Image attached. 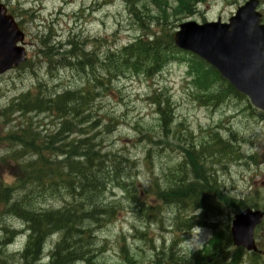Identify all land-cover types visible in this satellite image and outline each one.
<instances>
[{"label": "rangeland", "instance_id": "obj_1", "mask_svg": "<svg viewBox=\"0 0 264 264\" xmlns=\"http://www.w3.org/2000/svg\"><path fill=\"white\" fill-rule=\"evenodd\" d=\"M103 1L13 0L12 4L17 11L18 18L22 12L21 22L28 34L29 70H25L26 68L15 69L0 75V109L21 92L32 89L36 85L37 78L44 83L40 84L39 90L43 96L53 95L64 89H74L81 85L82 75L80 73L71 72L65 67L58 69L57 64L49 70L43 60L37 59L38 36L45 35L49 28L54 31L55 37L51 35L53 43L59 42L58 40L65 41L70 35L73 37L78 35L80 39L86 38V45L79 47L83 48L85 52L95 50L99 59L103 58L109 48H120L142 32L133 23L122 0H111V2L107 0L106 3ZM245 1L207 0L205 4L198 7L199 13L182 17L178 21L171 19V23L177 27L180 22L185 20L203 22L204 20H216L218 17L222 21H226ZM260 3L259 10L264 14V0ZM145 6L148 11L142 5L141 11L148 13L154 10L149 4L145 3ZM152 26L151 28L155 30V23H152ZM176 27H171L172 31ZM96 39L99 41L96 42ZM118 68L114 67L118 73L125 70V67L121 71ZM94 70L104 74L102 68L94 67ZM185 72V64L177 62L170 63L151 77H146L141 72L134 70L133 72L124 71L122 74L114 75L109 80L111 84L108 83L106 87L99 89L100 97L97 100V105L100 106V114L107 118H115L118 125L109 135L95 136L92 141L100 144L102 153L110 151L114 155H124L129 158L127 171L134 175L132 179L137 178L135 183L140 190L149 188L151 176H156L162 187L166 186L168 180L171 179L175 166L182 159V153L173 143V135L180 140L188 136L193 142L198 143L202 140L200 135L202 131L217 130L223 139L228 138L234 144L235 153L240 151L243 156L256 154L255 152L262 154L264 148L263 112L251 105L249 107L245 98L225 101L226 103L222 106L214 108L201 106L202 102L195 99V91ZM216 84H220V82ZM155 88H157L156 92L164 91L174 106V121L167 135H164L159 128L157 115L153 111L154 107L148 101V96ZM164 92H161L160 97ZM29 114V118L23 119H30L37 126L43 136L42 141L44 137L47 138L56 132L57 121L53 119L50 112H31ZM19 116L14 113L9 118L11 119L9 124L14 125L24 121ZM9 119L0 117V134L7 130L8 127L4 129L3 127ZM177 127L180 128L179 131H176ZM98 131L99 128L94 129L89 132V135L93 136ZM146 133L150 138L144 137ZM77 134L79 136V133ZM205 138L208 139V137ZM148 139L152 141L151 144L147 142ZM148 148H151L152 151V165L145 159ZM11 151L12 148H7L0 141V154ZM25 160L16 162L8 160L0 163V176L5 183L13 184L16 182V177H22L21 174L24 172L20 170L18 163ZM207 162L210 170L216 173L218 181L228 192L246 198L248 205H252L258 200L261 205H264V164L248 163V167H246L235 161L223 160L222 162L218 155L213 158L210 156ZM167 173H169V179L165 181ZM257 191L259 196L252 199ZM102 196L104 204L114 208V217L109 224L93 233L95 239L87 247L91 251L92 259L99 264H126L122 260L121 245L128 251L129 257L133 260L132 264H154L153 248L158 251L162 245L167 246L170 242L183 238L175 249L180 253H189L185 243L193 234L198 235L201 239L198 248L202 247L209 238L207 230L198 234L194 233V229L197 227L185 236L182 234L181 226L183 224L180 221L177 227H174L173 221L177 217V209L174 205L166 206L158 213L151 212L148 206L146 212L145 208H142V212H140L120 189L107 186V190L103 192ZM34 197L32 198H34L33 203L36 208L33 209L41 211L57 209L64 200L69 201L65 195L51 193L45 197H40L35 193ZM140 199L144 201L143 197ZM233 216L234 214L228 215L230 220ZM100 218L97 217V221ZM223 220H227V217H224ZM97 221L92 223L97 224ZM1 227L19 230L21 221L0 211ZM4 233L5 230L0 229V240L3 239ZM254 239L258 249H264V219L255 228ZM19 240L23 241L18 237L15 243L6 247L5 250L0 248L2 249L0 250V264H30L29 261H21L18 255L12 253L13 248L21 246ZM55 241L56 237L47 241L43 251L44 255H49L47 250L53 246ZM243 260V263L247 262L245 254H243ZM45 262H48L47 257L43 258L42 262L37 261L34 264ZM79 264L86 263L83 261Z\"/></svg>", "mask_w": 264, "mask_h": 264}, {"label": "trees", "instance_id": "obj_2", "mask_svg": "<svg viewBox=\"0 0 264 264\" xmlns=\"http://www.w3.org/2000/svg\"><path fill=\"white\" fill-rule=\"evenodd\" d=\"M103 2L106 3L107 0ZM122 2L133 23L142 30L140 34L120 48H109L102 59L97 57L95 50L85 52L83 48L78 47V44L86 45V38L81 40L78 35L73 37L69 41L72 47L62 52L61 47L50 45L48 35L39 45V51L44 54L48 63H52L55 61L48 53L47 47L59 49L61 58L57 59L56 63L61 68L81 73L83 86L75 90L64 89L43 97L28 92L10 106L11 111H19L22 115L53 110L56 116L53 119H59L55 124L56 132L49 141H42L40 133L32 128L30 122L0 138L12 145V152L1 156L0 162H16L19 161L18 157L26 159L18 163V167L24 172L22 177H16V182L10 186L0 181V207L5 213H12L23 219L30 228L25 250L26 261L35 259L43 240L51 232L58 231L60 240L49 264H76L83 261L86 264H99L92 259L91 251L87 247L92 244L94 229L106 226L114 217V208L104 204L102 194L108 184H120L119 180H112L113 177L119 176L123 180L130 178L127 171L129 161L110 152L102 153L100 144L92 141L93 136H81L85 135L84 124L90 122L89 128L100 125L99 118L91 119L92 113L89 110L99 96L96 89L118 74L114 67H119L120 71L125 67L124 71L134 70L150 76L159 72L170 60L177 58L186 61L189 66L188 74L193 77L191 83L195 89L203 92L204 97L198 96L203 103H218L224 100V91L220 94L212 91L211 87L215 82H222L226 86L225 91H232L215 69L205 65L197 57L181 52L172 42L171 27L174 28L175 25L171 23V19L178 21L182 17L198 13V3L205 0ZM145 3L151 5L154 10L148 13L141 11V5L148 11ZM152 23H155V30L151 28ZM94 67L102 68L104 74L95 71ZM151 100L160 115L161 127L167 133L172 115L170 103L168 99H161L160 94L151 97ZM55 142L59 144L55 146ZM17 145L20 147L18 151L14 150ZM176 148L182 153V160L175 166L170 180L169 173L165 175L167 185L162 187L154 180L152 191L161 202V209L170 205L176 207L177 216L181 217H177L175 224L180 221L187 230L193 224L206 226L210 228L211 236L202 248L190 253H179L175 244L162 245L158 251L153 248L154 264H240L243 250L233 247L229 233L230 219L223 220L240 207L235 199L220 190L215 175H212L206 165V158L211 155L219 153L220 156L224 155V158L229 157L232 153L231 145L228 141L219 139L200 144L186 140L185 146L176 145ZM53 155L54 159H51ZM55 155L62 157L57 160ZM14 187H17L16 191ZM124 188L131 199H136L134 196L139 195L131 192L135 191L132 181L127 183L124 180ZM61 191L69 196L64 208L42 213L33 209L31 194L34 192L40 193V197H45L48 193L56 194ZM148 207L151 212L155 210L152 206ZM142 208H145V205L139 208L140 212ZM197 210L198 216L191 214ZM97 217H101L100 220L97 221ZM93 221H97V224L92 223ZM120 252L123 262L133 263L123 245ZM259 258L252 253L251 264H264L259 262Z\"/></svg>", "mask_w": 264, "mask_h": 264}, {"label": "water", "instance_id": "obj_3", "mask_svg": "<svg viewBox=\"0 0 264 264\" xmlns=\"http://www.w3.org/2000/svg\"><path fill=\"white\" fill-rule=\"evenodd\" d=\"M257 0L238 8L229 23L185 22L172 35L174 44L196 53L212 64L224 78L246 93L264 109V25L256 13ZM8 22V21H7ZM23 39L16 24L0 16V73L24 60V50L16 45ZM262 212L249 209L235 215L230 233L235 246L255 250L253 230Z\"/></svg>", "mask_w": 264, "mask_h": 264}, {"label": "bare ground", "instance_id": "obj_4", "mask_svg": "<svg viewBox=\"0 0 264 264\" xmlns=\"http://www.w3.org/2000/svg\"><path fill=\"white\" fill-rule=\"evenodd\" d=\"M50 43V45L51 46H54L55 47V44H52L51 42H49ZM49 50H48V53L51 55V57H55L53 60L55 61V62H57L56 60L57 59H59V57H60V50L59 49H55V48H53V47H47ZM58 65V64H57ZM58 69H61V67L58 65ZM29 115L30 114H25V115H22L21 117H22V120H24V119H27V118H29ZM24 118V119H23ZM9 123H11V119H9ZM74 135H76V133L74 134ZM40 136L41 137H43L42 135H41V133H40ZM61 144V143H60ZM19 147V146H18ZM18 147H14V150H16V151H18L19 149H20V147L18 148ZM71 153H73L72 151H71ZM210 157V156H209ZM211 157L213 158L214 157V155H211ZM18 159L19 160H23L24 158H20V157H18ZM206 165H208V162H207V158H206ZM35 193H36V195H39L40 196V193H37V192H34L33 194H31V198L32 197H34L35 196ZM43 195V194H42ZM35 198V197H34ZM34 198H32L31 200L33 201V199ZM204 199V198H203ZM35 205V203L33 204V206ZM164 207H166V206H164ZM34 208H36V207H34ZM147 208V206L145 205V212H146V209ZM163 209V208H162ZM54 219V218H53ZM26 227H27V224H26ZM49 227V226H48ZM13 237H14V235H13V233H9V239H13ZM57 244V243H56ZM55 246L56 245H54L53 246V248H52V250H53V252H54V250H55ZM42 244H41V248L39 249L40 251H39V254H38V256L35 258V259H32V258H30V259H28L27 261H29V262H31L30 264H34L35 262H37V261H40V259L42 258V256L44 255L43 253H41V251H42ZM53 254V253H52ZM50 257H52V255L50 256ZM51 260V258L49 259V261H48V264L51 262L50 261Z\"/></svg>", "mask_w": 264, "mask_h": 264}, {"label": "clouds", "instance_id": "obj_5", "mask_svg": "<svg viewBox=\"0 0 264 264\" xmlns=\"http://www.w3.org/2000/svg\"><path fill=\"white\" fill-rule=\"evenodd\" d=\"M193 215L198 216L199 212H194ZM203 232V229H201L199 226H197L196 229H194V233H201ZM201 243V239L198 235L193 234L185 243V247L188 251H195L198 249V247L200 246Z\"/></svg>", "mask_w": 264, "mask_h": 264}, {"label": "flooded vegetation", "instance_id": "obj_6", "mask_svg": "<svg viewBox=\"0 0 264 264\" xmlns=\"http://www.w3.org/2000/svg\"><path fill=\"white\" fill-rule=\"evenodd\" d=\"M4 4H6V6H7V9L5 11V14L7 15V14H9V12H11V7L9 5V2H7V1H4Z\"/></svg>", "mask_w": 264, "mask_h": 264}]
</instances>
